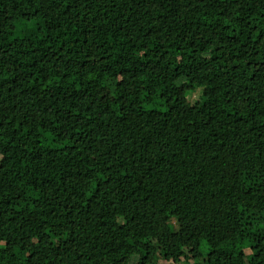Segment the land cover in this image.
<instances>
[{"label": "trees", "instance_id": "trees-1", "mask_svg": "<svg viewBox=\"0 0 264 264\" xmlns=\"http://www.w3.org/2000/svg\"><path fill=\"white\" fill-rule=\"evenodd\" d=\"M0 264H264V0H0Z\"/></svg>", "mask_w": 264, "mask_h": 264}, {"label": "rangeland", "instance_id": "rangeland-1", "mask_svg": "<svg viewBox=\"0 0 264 264\" xmlns=\"http://www.w3.org/2000/svg\"><path fill=\"white\" fill-rule=\"evenodd\" d=\"M84 19H87L83 21L84 24L90 28L85 33L80 32L79 34H76V29L74 27H70V28L63 27L61 30H56L58 31L57 33L55 34L51 33L49 36L44 37V35L38 34L33 27L28 26L27 29L23 28V30L22 29L16 30L14 37L16 38L28 37L29 38L33 34H36V39L45 44L49 43V44H54L56 47H61V48L65 47V48H68L73 55L84 57L87 54L93 53L100 46L98 42H95L96 39H98V35H100V28H99L98 20L96 18H91V17H84ZM86 34H93L90 37L92 39L91 40L88 39L87 41H82V40L89 38V36L84 37V35ZM82 36L84 38H81ZM161 90L164 91V93H166V91H169L166 85H163L161 87ZM174 93H175L174 95L178 97V103L185 102V103H190V104L191 103L194 104L199 99V94H200L199 90L195 92L188 91L186 92L187 94L184 96V92L181 89L178 91L176 90ZM170 223L173 229H175V231L176 230L182 231V228H184V226H186V231H188V228L190 231L192 230V227H189L190 225L189 220L184 222L182 227H179L180 225H178L176 220H172ZM210 239H211V242H213L214 244L218 242L217 238H210Z\"/></svg>", "mask_w": 264, "mask_h": 264}]
</instances>
